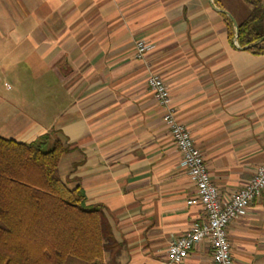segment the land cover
<instances>
[{
	"label": "crops",
	"instance_id": "1",
	"mask_svg": "<svg viewBox=\"0 0 264 264\" xmlns=\"http://www.w3.org/2000/svg\"><path fill=\"white\" fill-rule=\"evenodd\" d=\"M249 12L241 0H0V137L56 132L61 178L102 207L120 245L107 264H175L170 241L204 219L186 204L195 186L149 76L222 202L264 163V55L230 43L224 22L235 34ZM226 235L233 264H264V190ZM178 264H214L211 249L198 244Z\"/></svg>",
	"mask_w": 264,
	"mask_h": 264
},
{
	"label": "trees",
	"instance_id": "2",
	"mask_svg": "<svg viewBox=\"0 0 264 264\" xmlns=\"http://www.w3.org/2000/svg\"><path fill=\"white\" fill-rule=\"evenodd\" d=\"M241 1L250 12L235 34L224 19L228 40L264 55V0ZM66 152L54 131L30 143L0 137V264H107L119 253L102 207L61 178Z\"/></svg>",
	"mask_w": 264,
	"mask_h": 264
},
{
	"label": "built area",
	"instance_id": "3",
	"mask_svg": "<svg viewBox=\"0 0 264 264\" xmlns=\"http://www.w3.org/2000/svg\"><path fill=\"white\" fill-rule=\"evenodd\" d=\"M146 51L145 45L136 44V58H141ZM146 85L157 104L164 110L162 122L168 128L175 149L180 155L181 167L195 186V196L187 200L186 204L199 205L204 215V219L192 223L183 236L170 241L166 250L167 260L178 264L196 245L205 244L211 249L214 264H233L226 228L233 219L245 215L250 204L264 190V163L258 166L239 191L222 202L217 188L209 178L202 154L192 143L187 129L176 121L175 111L163 81L159 76L151 75L147 78Z\"/></svg>",
	"mask_w": 264,
	"mask_h": 264
},
{
	"label": "rangeland",
	"instance_id": "4",
	"mask_svg": "<svg viewBox=\"0 0 264 264\" xmlns=\"http://www.w3.org/2000/svg\"><path fill=\"white\" fill-rule=\"evenodd\" d=\"M61 172V171H60ZM62 174V173H61Z\"/></svg>",
	"mask_w": 264,
	"mask_h": 264
}]
</instances>
